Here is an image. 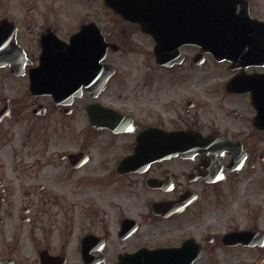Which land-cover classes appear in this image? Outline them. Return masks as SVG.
<instances>
[{"label": "flooded vegetation", "instance_id": "obj_1", "mask_svg": "<svg viewBox=\"0 0 264 264\" xmlns=\"http://www.w3.org/2000/svg\"><path fill=\"white\" fill-rule=\"evenodd\" d=\"M234 1L259 64L209 0H0V264H264V0Z\"/></svg>", "mask_w": 264, "mask_h": 264}, {"label": "water", "instance_id": "obj_2", "mask_svg": "<svg viewBox=\"0 0 264 264\" xmlns=\"http://www.w3.org/2000/svg\"><path fill=\"white\" fill-rule=\"evenodd\" d=\"M242 22H243V20H239L237 23L234 22L233 24H234V26H236V27H237V26H238V27H242V25H245V24H243ZM246 25L251 26V27L254 26V24L251 23V22H247ZM238 34L241 35V40H246V28H244V30H240V31L238 32Z\"/></svg>", "mask_w": 264, "mask_h": 264}]
</instances>
